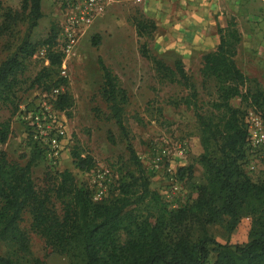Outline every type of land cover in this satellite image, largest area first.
<instances>
[{"label":"trees","instance_id":"1","mask_svg":"<svg viewBox=\"0 0 264 264\" xmlns=\"http://www.w3.org/2000/svg\"><path fill=\"white\" fill-rule=\"evenodd\" d=\"M40 2L22 0L18 12L0 9V34L25 24L14 50L0 61V108L12 106L16 114L17 105L24 98L19 100L16 96L24 62L39 48L47 66L30 81L28 89L37 90L38 94L61 89L53 106L66 116L72 100L63 91L64 77L58 75L63 57L55 48L59 27L50 26L40 37L31 34L42 16ZM134 29L141 37L154 30V25L137 20ZM216 34L218 43L213 51L202 55L199 71L203 83L214 84L215 98L210 102L214 115L198 112L196 93L180 60L174 61L171 69L151 55L144 44L139 46L140 56L161 80L188 91L179 103L191 109L198 127L200 152L196 162L204 179L203 184L193 187L192 200L175 211H166L159 197L149 191L123 123L126 93L97 59L101 71L98 95L107 108L105 118L123 139L133 173L119 179L112 197L93 201L91 191L77 186L66 170L45 172L36 187L30 168L37 157L44 156L28 140L32 153L24 165L8 161L0 151V264L28 261V239L18 226L25 211L30 217V230L52 252L66 257L69 264H264V180L252 183L240 167L247 136L245 113L240 106L252 108L264 122V89L244 76L234 63L240 41L235 22L230 19L224 27H217ZM46 80L51 82L50 87L43 86ZM232 99H239L238 107L230 106ZM8 135V122H1L0 144ZM70 156L78 171L92 166L87 155L81 157L72 150ZM186 170L190 172L189 168ZM52 199L60 204L61 214L55 213ZM140 208L146 215L138 212ZM245 216L251 217V226L248 241L241 245L219 244L207 233L211 225L230 233ZM119 233L124 236L123 242L119 241ZM32 264L38 262L34 260Z\"/></svg>","mask_w":264,"mask_h":264},{"label":"rangeland","instance_id":"2","mask_svg":"<svg viewBox=\"0 0 264 264\" xmlns=\"http://www.w3.org/2000/svg\"><path fill=\"white\" fill-rule=\"evenodd\" d=\"M22 0H0V9L20 11ZM102 13L78 37L76 45L65 62L63 91L71 98L72 105L66 112L69 140L61 158L49 167L48 161L37 157L30 168L36 187L45 172L71 173L77 186L87 187L93 201L110 198L115 194L119 179L133 173L125 143L117 128L105 117L107 108L100 99L102 64L115 77L117 85L126 93L123 106V123L129 143L148 182V189L155 193L166 211H175L194 197L193 187L203 184L202 170L196 162L200 152L198 127L191 109L179 103L188 91L176 83L161 80L150 63L139 54L144 44L151 55L173 68L180 60L182 68L196 93V105L201 114H215L210 108L214 100V84L202 82L201 57L214 50L218 43L217 27H224L232 19L240 35L234 63L247 78L254 79L264 89V0H103ZM64 8L58 0H41V18L31 31L43 36L50 26L59 27ZM150 21L154 30L137 37L134 23ZM25 31V24L9 33L0 34V61L10 54ZM93 41H97L93 45ZM42 49L37 48L25 60L16 96L30 98L37 90L28 89L30 81L47 66ZM52 80L54 77L51 78ZM51 82H43L50 87ZM239 106V99L229 102ZM243 124L248 128L250 113L258 115L243 104ZM7 121L9 135L0 151L8 161L24 165L32 150L19 124L12 106L0 108V123ZM262 121V120H261ZM264 127V122L262 121ZM111 139V140H110ZM242 172L252 183L264 180V144L252 147L246 141ZM92 159L87 171H78L72 163L71 151ZM187 168L190 172H187ZM99 194V198H97ZM99 199V200H98ZM56 214L61 206L51 200ZM142 215L146 211L138 210ZM19 228L28 239V261L38 264H69L66 257L52 252L44 240L30 230V217L21 215ZM251 217L240 218L236 228L226 233L220 226L207 227L208 235L219 244L241 245L248 241ZM119 241H124L122 233ZM213 256H210V260Z\"/></svg>","mask_w":264,"mask_h":264},{"label":"built area","instance_id":"3","mask_svg":"<svg viewBox=\"0 0 264 264\" xmlns=\"http://www.w3.org/2000/svg\"><path fill=\"white\" fill-rule=\"evenodd\" d=\"M65 16L59 26L56 38L57 48L62 54L60 73L63 76L65 62L72 55L78 37L102 13L103 0H58ZM43 53V50H41ZM62 90L54 88L48 93L37 92L30 98H23L16 110V118L25 131L29 143L36 145L44 159L54 165L66 151L69 140L68 121L62 111L54 108L53 102ZM246 141L252 147L264 144V127L258 115L248 118ZM99 198V194H97ZM99 200V199H98Z\"/></svg>","mask_w":264,"mask_h":264}]
</instances>
